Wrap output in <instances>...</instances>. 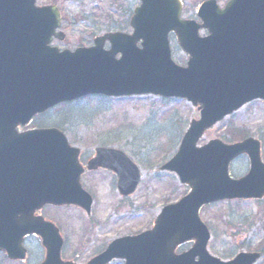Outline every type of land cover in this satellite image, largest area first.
<instances>
[{
  "label": "water",
  "instance_id": "obj_1",
  "mask_svg": "<svg viewBox=\"0 0 264 264\" xmlns=\"http://www.w3.org/2000/svg\"><path fill=\"white\" fill-rule=\"evenodd\" d=\"M129 20L130 34L109 32L91 47L73 51L50 46L60 13L56 6H37L36 0H0V222L10 220L9 194L2 179L10 164H26L25 176L39 182L24 193L28 204L75 205L90 214L92 198L79 183V149L68 144L57 128L17 133L35 115L86 95L124 97L155 95L183 98L198 110L173 157L160 170L173 172L189 191L161 208L151 229L111 240L85 264H255L259 252H239L221 260L207 250L209 231L199 217L203 205L233 199L264 197V163L260 142L247 137L226 144L211 139L197 142L216 123L253 100L264 101V0H215L197 9L199 22L181 19L180 0H138ZM205 30L207 34L200 36ZM186 53L185 66L171 58L169 35ZM109 42V49L103 48ZM139 43V45H138ZM119 54V58L116 55ZM245 154L248 172L237 179L229 164ZM104 168L116 174L121 196L131 195L141 179L138 167L118 149L98 147L87 169ZM19 234L3 244L9 258H22L21 237L35 232L46 254L41 264H75L62 260L63 243L49 223L32 225L25 215ZM32 225V226H31ZM193 241L179 254L180 244Z\"/></svg>",
  "mask_w": 264,
  "mask_h": 264
},
{
  "label": "rangeland",
  "instance_id": "obj_2",
  "mask_svg": "<svg viewBox=\"0 0 264 264\" xmlns=\"http://www.w3.org/2000/svg\"><path fill=\"white\" fill-rule=\"evenodd\" d=\"M202 1L182 0V17L198 20L196 10ZM216 1L223 6L227 0ZM36 3L58 7L65 39L54 41L53 45L70 50L92 45L94 37L104 32L129 33L128 14L138 4L134 0H36ZM169 44L172 60L184 66L187 56L173 35L169 36ZM108 47L105 43L104 48ZM197 118V110L184 99L152 95L121 98L90 95L59 104L33 118L34 123L60 128L68 142L85 155L101 145L121 149L142 173L137 190L129 197L119 195L111 173L93 175L92 184H88L94 201L91 215L75 206L59 211L63 259L83 264L113 238L148 229L162 206L177 201L188 191L174 173L158 168L174 155L189 122ZM232 129L241 131L243 138L258 139L264 161V101L244 105L207 130L197 144L211 139L233 143L237 140L233 139ZM248 167L247 157L240 156L230 164L231 177L243 176ZM199 216L210 233L207 250L211 255L228 260L240 251L261 252L256 264H264V198L212 203L203 206ZM191 245L192 241L184 242L175 252L186 251Z\"/></svg>",
  "mask_w": 264,
  "mask_h": 264
},
{
  "label": "flooded vegetation",
  "instance_id": "obj_3",
  "mask_svg": "<svg viewBox=\"0 0 264 264\" xmlns=\"http://www.w3.org/2000/svg\"><path fill=\"white\" fill-rule=\"evenodd\" d=\"M54 41V40H53ZM50 127L48 124L43 123H34L30 122L29 124L18 127L17 133H22L28 130L41 129ZM80 149V148H79ZM94 156V149L88 155H85L82 149H80L79 154V163L83 168V172L80 175V184L83 189L89 192L90 188L88 184H92L91 178L93 175L99 174L101 172L111 173L104 169H96V170H87L86 165L87 162ZM27 165L21 162L10 164L8 171L4 172L6 174V179H2V182L7 186L6 190L9 194V207L13 210L9 212L10 220H6L5 223L0 222V241L1 245L4 243L9 245L14 237L17 238L20 226L14 224L18 223L21 219L25 217H29L32 225L49 223L54 228L57 229L58 233L61 234L62 227V219L60 210L63 207L67 206H56L53 204H43L39 207H32L31 202L28 204L24 193L30 191H37L39 187L29 186V182H39L36 177L25 176L26 172L35 175L30 170H25ZM114 177V175L111 173ZM90 193V192H89ZM91 194V193H90ZM73 207V206H71ZM78 210H82L78 207H73ZM83 211V210H82ZM31 225V226H32ZM0 245V264H41L43 261L46 250L42 243V238L39 234L35 232H30L21 237V245L20 247L23 249L22 258L11 259L8 256L6 250H4L3 246ZM105 248V247H104ZM104 248L96 250L92 253L91 257L100 253ZM62 250V249H61ZM76 263V262H75Z\"/></svg>",
  "mask_w": 264,
  "mask_h": 264
},
{
  "label": "trees",
  "instance_id": "obj_4",
  "mask_svg": "<svg viewBox=\"0 0 264 264\" xmlns=\"http://www.w3.org/2000/svg\"><path fill=\"white\" fill-rule=\"evenodd\" d=\"M232 136H233V139L234 140H239V139H242L244 137V135H242V132L241 131H238V130H234L232 129Z\"/></svg>",
  "mask_w": 264,
  "mask_h": 264
}]
</instances>
